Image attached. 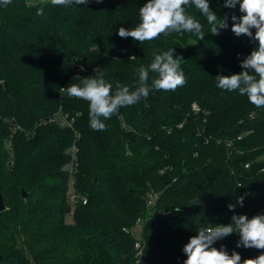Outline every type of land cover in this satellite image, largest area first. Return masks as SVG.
Instances as JSON below:
<instances>
[{"label": "trees", "instance_id": "obj_1", "mask_svg": "<svg viewBox=\"0 0 264 264\" xmlns=\"http://www.w3.org/2000/svg\"><path fill=\"white\" fill-rule=\"evenodd\" d=\"M224 2L209 0L227 17L218 35L192 6L186 11L202 24L203 40L172 33L142 44L118 30L139 24L147 0L0 4V264H184L183 248L201 227L264 214V108L215 80L240 73L258 42L233 33L231 17L242 13ZM173 48L186 84L120 108L105 131L90 127L86 101L60 91L97 67L113 94L117 82L134 91L136 70ZM65 114L73 120L62 126ZM70 185L87 203L72 204ZM239 240L233 233L213 247L242 261L264 253L238 248Z\"/></svg>", "mask_w": 264, "mask_h": 264}, {"label": "clouds", "instance_id": "obj_2", "mask_svg": "<svg viewBox=\"0 0 264 264\" xmlns=\"http://www.w3.org/2000/svg\"><path fill=\"white\" fill-rule=\"evenodd\" d=\"M90 0H51L53 6H73V4L86 5ZM102 3L103 0H95ZM11 0H0V4L7 6ZM239 5L241 16L232 15V31L236 36L245 35L258 42L252 52L241 61L243 69L238 74L218 75L215 77L216 87L225 91H237L246 95L250 104L255 108H264V0H225L224 6L235 8ZM194 6L206 17L207 23L212 25L210 32L219 34V29L228 27L227 17L220 18L209 5V0H147L139 8L140 22L136 27L125 29L120 27L118 35L121 38L131 37L134 41L144 43L176 33L183 35L191 33L198 40H203L205 31L202 24L186 9ZM44 8H38L36 15H43ZM252 29H255L253 35ZM175 49H169L161 54L154 53V59L147 66H141L138 73L139 85L134 91L129 87L116 83L113 94V85L103 78V69H94L95 75L84 77L81 84L71 83L60 91L66 92L70 97L82 99L88 103L90 127L96 131L107 130L105 120L110 119L122 107L137 104L141 99L147 100L149 93L155 91H175L186 84V77L181 69L182 57L174 58ZM133 57L132 59H134ZM81 71L84 68L81 67ZM149 72L155 74L149 86ZM77 79L80 77L77 76ZM145 107H148L145 103ZM243 187V186H237ZM244 196L237 199L243 207ZM229 210L235 208L228 205ZM179 211V209H176ZM232 223L228 225L217 224L201 227L198 234L190 237L183 251L187 256L184 264H264V253L256 258L242 261L241 255L235 251L231 255L222 246L213 247L214 243L233 233H237L240 240L237 247L255 248L264 250V214L233 215Z\"/></svg>", "mask_w": 264, "mask_h": 264}, {"label": "built area", "instance_id": "obj_3", "mask_svg": "<svg viewBox=\"0 0 264 264\" xmlns=\"http://www.w3.org/2000/svg\"><path fill=\"white\" fill-rule=\"evenodd\" d=\"M194 107L195 108H197V106L196 105H194ZM198 109V108H197ZM73 120V118H71V120L68 118V115L67 114H65V115H62V117L58 120L59 122H60V124L62 125V126H64V125H69L70 124V121H72ZM231 144V143H230ZM77 150L76 149H73L72 150V158H73V165H76L77 163L75 162V160H74V158L76 157L75 156V152H76ZM246 167H249V164L247 163L246 165H245ZM76 172V170H74V171H72L71 173H75ZM157 199V195L156 194H151L149 197H148V200H147V203H148V205H151V204H153V203H155V200ZM69 200L72 202V203H78V202H82L83 204H85V203H87V199H83V198H81L76 192H75V190H74V188H73V190H72V192L70 193V197H69ZM139 222V221H138ZM135 247L136 248H139L140 247V242L139 241H136L135 242Z\"/></svg>", "mask_w": 264, "mask_h": 264}, {"label": "rangeland", "instance_id": "obj_4", "mask_svg": "<svg viewBox=\"0 0 264 264\" xmlns=\"http://www.w3.org/2000/svg\"><path fill=\"white\" fill-rule=\"evenodd\" d=\"M73 187L70 185V193L72 192ZM73 204V203H72ZM69 220H72L73 215L72 212L68 215ZM143 227L141 225H138L134 228V235L137 239H142L143 238Z\"/></svg>", "mask_w": 264, "mask_h": 264}, {"label": "water", "instance_id": "obj_5", "mask_svg": "<svg viewBox=\"0 0 264 264\" xmlns=\"http://www.w3.org/2000/svg\"><path fill=\"white\" fill-rule=\"evenodd\" d=\"M28 194L29 193L27 191H25L24 189L22 190L23 198H27ZM5 209H6V205H5L4 201H3V198L0 196V212L4 211Z\"/></svg>", "mask_w": 264, "mask_h": 264}]
</instances>
